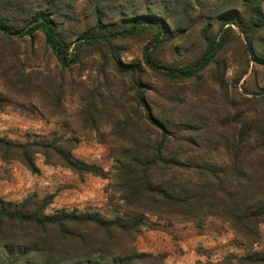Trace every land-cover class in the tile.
<instances>
[{"label": "trees", "instance_id": "trees-1", "mask_svg": "<svg viewBox=\"0 0 264 264\" xmlns=\"http://www.w3.org/2000/svg\"><path fill=\"white\" fill-rule=\"evenodd\" d=\"M65 2L0 0V35L33 40L41 33L62 71L80 63L85 46L113 52L117 40L147 31L154 35L143 54L146 69L139 61L108 59L117 75L127 79V95H97L84 114L87 129L99 132L109 127L104 140L114 165L106 194L114 215L77 209L49 214L52 195L33 194L21 202L0 198V264H164V255L136 247L151 225L149 217L198 227L217 220L237 239L253 245L264 223V182L253 183L243 170L244 151L253 146L251 133L210 138L190 100L175 101L167 112L157 111L148 101L154 87L144 78L149 71L175 83L194 80L211 66H220L219 57L233 40L248 62L264 65L259 57L264 55V0H203L198 9L186 0H90L92 26L74 47L56 21ZM109 14L119 18L118 27L107 23ZM198 30L205 50L190 66L175 68L155 59L162 44ZM215 141L227 149L228 167L214 160ZM79 142L64 136L22 143L0 137V159L39 174L37 158L42 156L82 180L88 175L105 178L101 168L73 155ZM219 264H264V253L230 254Z\"/></svg>", "mask_w": 264, "mask_h": 264}, {"label": "rangeland", "instance_id": "rangeland-1", "mask_svg": "<svg viewBox=\"0 0 264 264\" xmlns=\"http://www.w3.org/2000/svg\"><path fill=\"white\" fill-rule=\"evenodd\" d=\"M186 1H191L195 9L203 2ZM89 4L90 0H66L61 16L56 18L73 47L92 26ZM109 17L107 23L120 25L117 16ZM153 37L147 31L117 40L113 52L102 46H85L80 63L62 71L41 33L33 40L0 35V137L20 143L77 137L80 142L73 155L106 173L105 178L88 175L82 180L71 169L48 164L39 156L40 173L33 174L19 162L5 163L0 159L1 199L21 202L33 194L52 195L49 214L77 209L114 215L106 194L114 165L111 147L104 140L109 127H102L99 132L87 129L84 114L97 95H127V79L117 75L108 59H120L124 64L139 61L143 65V54ZM204 50L205 42L198 30L167 41L154 56L163 65L184 68ZM259 57L264 60V55ZM219 63V67L211 66L198 78L182 83L147 71L144 81L154 87L148 101L157 111L167 112L175 101L190 100L200 126L212 139L250 132L254 141L244 151L243 170L253 183L260 184L264 182V65L251 59L248 62L235 40L219 57ZM143 68L146 69L144 65ZM211 149L219 165H230L229 153L222 143L215 141ZM149 223L150 227L137 239V250L164 255V264H219L230 254L242 257L249 250L264 253V223L260 225V238L253 245L237 239L226 224L217 220H209L201 227L192 223L167 224L155 217H149Z\"/></svg>", "mask_w": 264, "mask_h": 264}]
</instances>
